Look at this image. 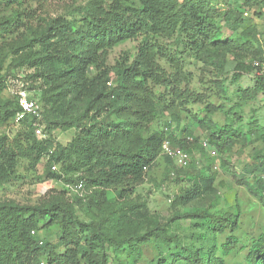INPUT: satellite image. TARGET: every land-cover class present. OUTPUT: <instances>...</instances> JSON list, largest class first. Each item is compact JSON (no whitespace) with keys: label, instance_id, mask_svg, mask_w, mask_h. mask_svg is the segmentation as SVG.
I'll return each instance as SVG.
<instances>
[{"label":"trees","instance_id":"16d2710c","mask_svg":"<svg viewBox=\"0 0 264 264\" xmlns=\"http://www.w3.org/2000/svg\"><path fill=\"white\" fill-rule=\"evenodd\" d=\"M23 1L0 0V9ZM138 2L139 6L127 0H91L78 8L79 16L74 18L36 19L34 10L16 11L0 19V38L14 35L7 41L16 54L11 68L32 70L25 76L28 86L22 89H40L38 99L43 104L40 121L27 116L20 122L25 128L22 134L11 139L6 133L0 135V188L13 177L19 157L28 158L35 168L46 160L45 176L62 183L60 189L43 191L33 204L0 200V264H110L112 253L117 256L127 250L129 255L141 254L140 247L148 238L159 237L171 221L185 219L178 212L180 207L202 199L205 190L212 188L211 179L194 168L189 170L192 160L188 166L179 167L164 154L193 181L192 187L172 201L173 218L165 224L164 218L147 212L145 201L133 197L163 154L164 141L191 155L190 143L197 139L185 136L188 129L180 126L183 108L198 120L208 140L219 147L233 144L237 136L244 137L230 124L213 121L210 115L217 108L190 84L181 87L179 71L168 72L156 61L168 53L152 39L174 36L221 73L230 56L247 58L252 65L264 57L255 29L246 27L234 37L225 36L219 18L235 30L245 22L242 14L221 8L217 0ZM257 2L264 7V0ZM34 21L35 26L31 25ZM24 23L28 33L19 32ZM141 37L134 60L112 67L114 81L111 68L105 64L106 53L119 42ZM91 65L96 67L93 76L88 72ZM238 69L249 71L251 66L244 63ZM8 87L6 74H0V126L17 123L15 116L20 109L16 93L10 98L3 96ZM195 105L197 110L192 109ZM161 115L168 120L162 130H153L152 121ZM36 121L44 132L74 126L75 136L66 145H54L51 138L37 136ZM255 169L256 187L251 192L264 199V162ZM172 172L176 176V171ZM79 184L81 189L76 188ZM111 187L115 188V198L109 197ZM84 189L91 190L85 199L69 195ZM80 204L84 209L95 206L104 215L96 222L83 221L77 214ZM191 217L201 219V225L212 233L237 227L238 215L231 213L216 216L201 211ZM54 225L59 229L55 241L41 237V230ZM237 241L229 236L224 249L234 248ZM216 250L217 246L206 243L169 249L168 256L157 259L156 264H224L215 257ZM247 261L264 264V233L254 239Z\"/></svg>","mask_w":264,"mask_h":264},{"label":"rangeland","instance_id":"374dc122","mask_svg":"<svg viewBox=\"0 0 264 264\" xmlns=\"http://www.w3.org/2000/svg\"><path fill=\"white\" fill-rule=\"evenodd\" d=\"M89 1L91 0H26L8 9L1 8L0 19L16 11L34 10L36 19L56 16L74 18L79 16L78 8ZM217 1L220 2L221 8L231 9L236 15L242 14L245 22L242 27L235 30L231 24L219 18L218 23L221 24L225 36L234 37L246 27H249L247 30L254 28L257 32L256 38L261 43V49L264 52V7L262 3H258L257 0ZM127 2L139 6L138 0H127ZM257 12L261 15H257ZM36 24L37 22L34 21L31 25ZM26 27L28 25L24 23L19 32L24 30L28 33ZM6 37L0 38V62L3 66L0 74H6L9 82V87L3 92V96L10 98L13 93L28 86L25 76L32 70L27 67L11 68L16 54L7 45V41H12L14 35ZM142 41V37L127 39L108 50L105 55V64L111 68V78L114 81L115 75L112 67L124 62L131 63L137 55L138 44ZM152 41L168 53L166 58L157 57L156 61L168 72L179 71L183 80L181 87L190 84L192 89L217 108L210 118L221 125L230 124L233 130L237 129V133L243 134L244 137L237 136L233 144L219 147L208 140L198 120L183 108L184 121L180 126L188 129L185 136L197 139L190 143L192 165L189 170L194 168L196 173L205 176L208 180L211 179L212 188L205 190L202 199L180 207L178 212L185 219L171 221L159 237L148 238L140 247L141 254L129 255L127 250L117 256L112 253L110 264L118 262L127 264L135 261V264H156L157 259L168 256L169 249L179 250L180 247L188 245L201 247L205 243L209 247L217 246L215 257L221 258L224 264H248L247 255L254 239L264 233V199L251 192L256 187L254 183L257 181L253 171H257L255 167L260 162H264V80H262L261 70L254 68L252 61L249 63L247 58L230 56L225 69L221 73L216 72L208 61L197 57L184 42L174 36L153 38ZM253 44L257 45L255 40ZM244 63L251 66V70L240 71L238 67ZM88 72L90 76H93L96 73V67L91 65ZM30 90L33 95L40 98L42 93L40 89ZM197 108V105L192 107L193 110ZM203 115L204 111L199 116ZM166 120H168L167 116H159L152 121V129L162 130ZM257 129L256 133L252 132ZM24 130L22 124L13 123L0 126V135L6 133L11 139L17 134H22ZM75 133L74 126L56 128L51 131L45 129V138H51L54 145H66L74 138ZM260 134H262L261 137H259ZM36 139L39 140L38 137ZM204 142H207V146L203 145ZM45 162L46 160L35 168L32 167L28 158L19 157L13 177L4 184L3 188H0V200L8 199L33 204L43 191L52 188L60 189L62 187L60 181L45 176ZM174 164L170 158L161 154L154 166L147 172L144 181L136 187L137 191L133 196L145 201L147 212L161 216L165 224L174 215L172 213L171 217L172 201L193 185L191 176L184 173L185 170L182 168L175 167ZM58 168L57 166L56 169ZM173 170L176 171V176L171 174ZM108 192L109 197L115 198L114 187L109 188ZM69 195L85 199L91 195V190L73 191L69 192ZM80 206L81 204L78 206L77 214L83 221L96 222L104 215L95 206L86 209ZM201 211H208L216 216H225L230 213L238 215L237 227L234 231L228 226L222 233L208 232L201 225V219L191 217ZM58 230V226L54 225L50 229L41 230L40 235L43 238L51 237L50 240L55 241ZM229 236H235L238 241L234 248L225 250L224 244ZM205 237L206 242H204Z\"/></svg>","mask_w":264,"mask_h":264},{"label":"built area","instance_id":"2783aa9c","mask_svg":"<svg viewBox=\"0 0 264 264\" xmlns=\"http://www.w3.org/2000/svg\"><path fill=\"white\" fill-rule=\"evenodd\" d=\"M253 65L256 69L261 70L264 76V57L261 60H255ZM16 95L20 109L16 113L15 122L20 123L27 116L34 117L36 120L40 121L42 118L41 105L35 94L33 95L30 90L20 89L16 92ZM38 121L35 122V132L38 137L43 138L45 137V132ZM203 145L207 146V142H204ZM163 154L170 156L179 167H186L191 161V155L188 152L180 147L173 146L169 140L163 143ZM172 175H174V172H172ZM76 188L81 189L82 184L77 185ZM32 233L35 234V231H32ZM40 243H42V240ZM42 264H44V262Z\"/></svg>","mask_w":264,"mask_h":264}]
</instances>
